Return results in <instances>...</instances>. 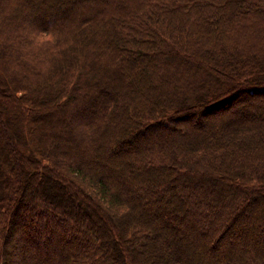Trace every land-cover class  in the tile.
I'll return each mask as SVG.
<instances>
[{
    "label": "trees",
    "instance_id": "1",
    "mask_svg": "<svg viewBox=\"0 0 264 264\" xmlns=\"http://www.w3.org/2000/svg\"><path fill=\"white\" fill-rule=\"evenodd\" d=\"M263 195L264 0H0V264H264Z\"/></svg>",
    "mask_w": 264,
    "mask_h": 264
},
{
    "label": "rangeland",
    "instance_id": "2",
    "mask_svg": "<svg viewBox=\"0 0 264 264\" xmlns=\"http://www.w3.org/2000/svg\"><path fill=\"white\" fill-rule=\"evenodd\" d=\"M260 97H262V96H260ZM251 99V98H250ZM232 107H230V108H228V109H231ZM228 109H226V110H221V111H218V112H216V113H204V112H198L197 113V115H196V117H194L193 118V120L194 121H196L197 122V124H199V125H203V124H205L206 123V121H207V118H211L212 116H215V115H217V114H220V113H222V112H224V111H227ZM188 123H190V121L189 122H182L181 124H179V123H177V126L178 127H182L183 125H186V124H188ZM172 126H173V128H175L176 126H175V123H173V124H171ZM177 128V127H176ZM264 196V195H263ZM217 245H219L218 244V242H217ZM217 249L219 248L218 246H215ZM163 257V256H162ZM169 259V258H168ZM10 261L13 263L14 262V260H13V258H12V256H10ZM176 261V260H175ZM182 264H184V262L182 261Z\"/></svg>",
    "mask_w": 264,
    "mask_h": 264
},
{
    "label": "bare ground",
    "instance_id": "3",
    "mask_svg": "<svg viewBox=\"0 0 264 264\" xmlns=\"http://www.w3.org/2000/svg\"><path fill=\"white\" fill-rule=\"evenodd\" d=\"M233 102H234V101H232V100H231V101H228L226 104L223 105V107H227V106H229V105H230L231 103H233Z\"/></svg>",
    "mask_w": 264,
    "mask_h": 264
}]
</instances>
